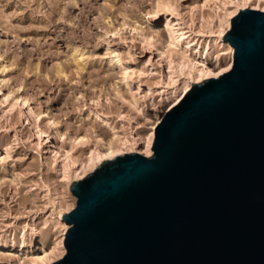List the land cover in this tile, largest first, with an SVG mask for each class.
I'll return each mask as SVG.
<instances>
[{
	"label": "water",
	"instance_id": "95a60500",
	"mask_svg": "<svg viewBox=\"0 0 264 264\" xmlns=\"http://www.w3.org/2000/svg\"><path fill=\"white\" fill-rule=\"evenodd\" d=\"M233 68L192 84L128 153L72 184L66 253L53 264H264V12L223 37Z\"/></svg>",
	"mask_w": 264,
	"mask_h": 264
},
{
	"label": "rangeland",
	"instance_id": "374dc122",
	"mask_svg": "<svg viewBox=\"0 0 264 264\" xmlns=\"http://www.w3.org/2000/svg\"><path fill=\"white\" fill-rule=\"evenodd\" d=\"M228 1L226 8L234 10L232 0H166L157 13L158 0H0V78L4 79L1 89L10 94V101L4 104L0 96V233L18 229L29 220V214L41 212V201L49 194L47 187L53 195L61 194L65 202L71 204L75 200L67 181L59 176L62 160L55 161L52 154H38L46 140L37 132L34 113L27 121L24 112L28 105L20 102L21 106L14 107L15 98L27 97L35 114L41 113V127L52 135L56 129L48 118L58 122L65 133L62 144L66 149L76 137H84L74 153L76 158H85L100 141L112 138L113 132L120 139L137 136L139 148L144 150L143 141L151 122L169 102L163 87L172 83L170 58L160 55L166 45L163 23H182L179 28L190 31V40L194 39V32L207 31L210 36V30L224 24L223 4ZM136 25L140 30L135 31ZM142 34L151 38L153 48L144 42ZM216 34L203 37L202 45L217 38ZM163 48L171 56L170 48ZM177 53L179 50L172 54L176 60L173 67L178 66ZM229 54L228 47L217 45L206 65L210 69L218 62L226 65ZM110 56L130 68L133 76L129 84L123 79V67ZM194 58L201 57L193 53L191 59ZM132 94L147 96L144 113L125 103ZM99 113L106 114L116 130L107 122L99 123ZM133 121L141 123L140 134ZM39 142L44 143L39 147ZM32 199L39 206L31 208ZM27 209L34 211L28 213ZM12 214L17 219H12ZM0 253L1 258L9 257L7 251Z\"/></svg>",
	"mask_w": 264,
	"mask_h": 264
},
{
	"label": "bare ground",
	"instance_id": "6f19581e",
	"mask_svg": "<svg viewBox=\"0 0 264 264\" xmlns=\"http://www.w3.org/2000/svg\"><path fill=\"white\" fill-rule=\"evenodd\" d=\"M165 3H166V0H158L157 7H156L157 11L156 10L155 11L157 13L161 12ZM228 3L229 1L223 4L226 12L224 13L225 18H223L224 16L221 18H223L222 20H224V24H222L223 22L219 18L220 23L222 24L221 28L218 25L219 27L217 30L220 29L219 31L215 30L216 27L214 28L215 31H212L209 29L211 33L210 36H207L208 35L207 31L206 33L202 31L198 33L194 32L193 34H196V35H194L195 37L193 40H190L192 38L191 35L188 36L190 34V31H187L184 28H179L182 23L175 24V22L170 21V20H167L163 23L164 28L162 30V33L164 34L166 38V45H163V47L170 48L171 56L167 55V52L163 47H162V50L160 51V55L161 57H165L167 59L168 57L170 58V63H169L170 68L173 69L172 72H170L172 74L171 75L172 83L170 82L168 83L169 85L167 84L168 88L163 87L165 89L163 93L166 95V102L169 101L167 107L164 110L162 109L163 111L158 112L159 109L157 110L158 108L157 104L153 103L154 110H157L156 112L158 113H156L155 118L151 122V126L149 130L145 134V137H144L145 141H143L145 142L144 150L139 148L140 138L138 139L137 136L133 137V139H128V138L120 139L118 135L116 134V132H113L114 135L110 134V135H113L112 138H110L108 141H105V140L103 141L101 139L102 141L99 142V146L91 148L89 152L86 154L85 158H82V159H79L80 157L76 158L74 153L78 150L77 149L78 145L85 141L84 137H83L84 139L79 137L80 140L78 139V137H76L77 139L75 140L74 143H72L71 147L69 149H66L64 145L62 144L64 143V140H65V133L61 131L59 123L54 121L51 118H48L49 123L53 127H55L56 132L54 133V135H52L49 131L43 130L39 122L40 121L39 116L41 115V113L35 114L34 109L30 103V100L27 97H23L20 95L16 98L14 97L15 98V101L13 104L14 107L15 106L17 107V105L21 106L22 104L28 105V108H29L28 111L24 112L27 116L26 117L27 121L29 122L31 121V118H33L32 115L34 113V116H35L34 121H35V125L37 128V132L41 136V138H45L46 140L44 147L38 152V154L41 157H43V155L45 154H48V155L52 154V157H54L55 161H58L59 159L62 160L61 161L62 164L60 163L62 167L60 166L61 168L60 170H58V172H60L59 176L61 175V178L67 181L66 184L68 186L67 185L66 186L69 188L72 194L73 192L71 188H72V184L75 181L82 180L87 175L94 172L97 168H99L105 162L115 160L119 158L120 156L126 155L128 153H135V152L141 153L144 156L150 157L154 153L152 147H153V144L156 138L159 124L162 122L165 115L169 111H171L175 106H177L180 103V101L183 99L185 94L191 90L192 84L202 83L211 78H219L222 75L228 73L233 68L234 48L226 40H224L223 37L225 36L227 31L231 29L233 18L237 16V14L241 10L252 9V10H259V11L261 10L262 12H264V0H237V1L232 0L230 1V4L232 6V3H233L232 7L233 8L235 7V9L234 10L232 9V11H229L226 8ZM221 7L222 6H220L219 8ZM134 29L135 31L140 30L139 25H136ZM216 31L219 32V36L218 34H216ZM215 34L218 36L217 38L215 39L213 38L209 42L208 45H207L208 42H206V45L204 46L202 45L201 39L203 37L207 36V38H210L212 37V35H215ZM142 36H143L144 42L148 46L152 47V44L150 43L151 38L147 37L144 34H142ZM217 45L219 47L229 48L230 59L226 65H222L221 63L218 62V64L215 66L214 69H210L206 65V60L209 59L211 50L213 48H216ZM175 50H179V54L177 53V55H180V56L178 58L179 59L178 66L173 67V65L176 63L174 55L172 56ZM193 53H196V56L199 55L201 58H199L198 60L197 58L196 59L194 58L195 60L191 59V56H193ZM204 54H206L205 58L203 57ZM81 55L82 53H79L80 57ZM110 59L116 60L117 57L116 56L111 57ZM116 61L118 62L120 67H123L122 68L124 69L122 71L123 79L127 80L129 84V80L133 76L132 71L120 59H117ZM175 74L177 76H174ZM3 82H4V79L0 78V96L2 98V104L8 103L10 101L9 100L10 94L2 93L1 85ZM138 95L132 94L131 98L125 99V103L129 105V107L132 110L136 112L144 113V111L147 109V105H146L147 96L145 95L138 96ZM150 96L153 97V94H151ZM163 100L165 101V99ZM20 102H21V105H20ZM97 117L99 118V121H98L99 123L107 122L111 129L116 130V127L110 122L106 114L99 113L97 114ZM132 120H135V119L131 118V121ZM134 124H135L134 128H137L138 134H140L139 128L140 126H142L141 123L134 122ZM44 142L42 143L39 142L40 145L38 144V146L39 147L42 146ZM43 162L41 166L44 165ZM47 188H48L49 194L47 196L48 198H45L44 200L41 201L44 204V206L41 205L44 207L41 209V212L37 211L35 214H32L33 213L32 211L34 210L27 209L28 210L27 212L28 213L32 212L31 213L32 215L29 214L28 215L29 220L28 221L26 220V223L24 222L22 226L20 227L18 226L20 229L15 228L10 233H7V232L5 233V231H3V233H0V252L7 251L8 256H9V257H6V259L0 257V264H38V263L39 264H53L56 261L64 257L66 253V248L64 246V239H65V235L67 234L68 229L70 228V225L64 222L63 216L66 215L68 212H70L73 208H75L76 203H77V198L73 194L75 200L74 202L70 204L69 202H65L61 194L59 193L55 194L56 193L55 192L54 193L55 195H53L52 190L49 187ZM35 200L37 199L35 198ZM35 200L32 199L30 205L32 203L34 205H32L31 208H35L34 206H39V205H36V203L38 202ZM11 209H13V207H11ZM9 214L10 212L8 213V215ZM28 216H25V219L28 218ZM11 218L17 219L16 216H14V214H12ZM3 219L5 221L6 219L5 216ZM8 220L9 219H7L6 221Z\"/></svg>",
	"mask_w": 264,
	"mask_h": 264
}]
</instances>
